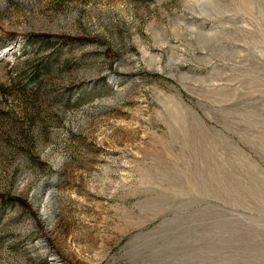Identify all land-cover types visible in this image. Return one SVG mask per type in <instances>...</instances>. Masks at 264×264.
Masks as SVG:
<instances>
[{
  "label": "rangeland",
  "instance_id": "1",
  "mask_svg": "<svg viewBox=\"0 0 264 264\" xmlns=\"http://www.w3.org/2000/svg\"><path fill=\"white\" fill-rule=\"evenodd\" d=\"M0 264H264V0H0Z\"/></svg>",
  "mask_w": 264,
  "mask_h": 264
},
{
  "label": "trees",
  "instance_id": "2",
  "mask_svg": "<svg viewBox=\"0 0 264 264\" xmlns=\"http://www.w3.org/2000/svg\"><path fill=\"white\" fill-rule=\"evenodd\" d=\"M61 39L63 40H73L75 39L76 37H73V36H67V35H62L60 36ZM9 199V198H8Z\"/></svg>",
  "mask_w": 264,
  "mask_h": 264
}]
</instances>
